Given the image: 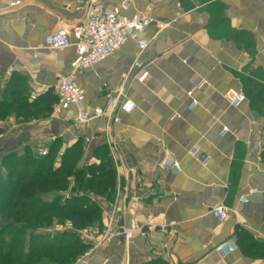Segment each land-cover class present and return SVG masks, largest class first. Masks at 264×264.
<instances>
[{
	"label": "crops",
	"instance_id": "crops-1",
	"mask_svg": "<svg viewBox=\"0 0 264 264\" xmlns=\"http://www.w3.org/2000/svg\"><path fill=\"white\" fill-rule=\"evenodd\" d=\"M85 1L0 0V101L5 94L15 101L12 114L0 120V170L4 158L17 163L49 152L59 167V150L78 142L85 150L92 136L80 166L99 165L103 152L110 153L108 143L114 146L123 162L116 166V197L110 204L99 200L97 245L81 237L90 249L75 264H264V150L257 146L264 143V119L244 83L264 86V0H131L125 16L153 22L77 79L90 110L107 109L112 97L132 100L136 108L117 111L119 123L102 117L78 127L75 106L57 110L59 103L49 100L58 96L57 75L72 73L77 51L47 49L44 42L55 29L81 21L84 12L77 8ZM142 40L150 45L140 53ZM136 61L147 65L144 82L132 72ZM32 82L44 88L36 101L29 98ZM231 90L247 101L233 107L226 99ZM166 155L180 167L161 169ZM56 195L42 198L51 202ZM221 204L228 209L224 221L213 211ZM119 221L127 227L175 221L176 234H136L126 245L102 240ZM57 227L44 231H72L71 225Z\"/></svg>",
	"mask_w": 264,
	"mask_h": 264
},
{
	"label": "trees",
	"instance_id": "trees-1",
	"mask_svg": "<svg viewBox=\"0 0 264 264\" xmlns=\"http://www.w3.org/2000/svg\"><path fill=\"white\" fill-rule=\"evenodd\" d=\"M244 83L248 86L246 93L252 108L264 119V86L256 84L252 89L251 80ZM8 95H3L0 101V120L12 114L15 101L9 100ZM49 100L50 105L60 102L59 96L51 94ZM3 134L4 130L0 129V136ZM84 152L78 142L64 152L59 167L54 166V152L43 158H20L17 163L2 159L0 264H75L90 249L80 234L89 226L102 227L104 207L99 200L108 204L115 200L117 171L108 151L103 152L99 165L80 166ZM31 168L41 170L30 175ZM4 169L5 175L2 174ZM70 187L71 198L62 200L60 192ZM49 193L57 195L51 202H45L42 195ZM53 218H57L61 225L69 221L72 231L58 232L52 237L42 232L43 229H31L48 225Z\"/></svg>",
	"mask_w": 264,
	"mask_h": 264
},
{
	"label": "built area",
	"instance_id": "built-area-1",
	"mask_svg": "<svg viewBox=\"0 0 264 264\" xmlns=\"http://www.w3.org/2000/svg\"><path fill=\"white\" fill-rule=\"evenodd\" d=\"M131 4V0H122L119 5H108L101 0H87L78 6L79 11L84 12V18L70 26H61L55 29L52 33L46 36L44 47L52 50H63L74 47L77 51L76 59L71 63L72 73L69 75L59 73L57 75L56 90L59 96L60 102L56 109L67 110L71 106H75L77 109V115L74 118L75 126L82 127L89 122L102 117H107L112 122H120V119L116 116L117 111L121 110L124 114H129L136 108V103L132 100H120L119 97H112L108 102V108H94L93 110L85 107L87 100L86 92L78 82L77 74L91 69L97 66L102 61L119 51L133 36L134 32L143 30L147 25L153 22L152 19L135 15L133 18H127L123 11L127 9ZM172 23L164 24L163 27H170ZM150 45L149 41H140L138 48L140 53L144 52ZM147 65L140 61L132 66V72L139 82H144L148 77L149 72L146 69ZM13 71V70H12ZM131 72V74H132ZM30 100L36 101L44 91L43 86L38 82H32L30 84ZM193 93L189 96L192 97ZM226 99L233 107L241 106L247 97L243 92L229 91L226 94ZM193 103H196L194 101ZM227 130V129H226ZM95 137H89L86 139L88 145V151L93 143ZM109 137L107 136V143ZM110 155L114 160L117 167L119 164H123L119 158V153L115 150L111 143ZM258 147H262L264 150V143L257 142ZM87 151V150H86ZM39 153L42 156H46L48 151L44 148L39 149ZM64 152L60 154L63 157ZM167 156V155H166ZM159 167L161 169L179 168V163L167 156L161 161ZM62 196L69 198L71 192H62ZM214 214L220 221H224L228 216V209L224 205L216 206ZM177 222H159L144 225H138L136 222L132 227H127L124 222L119 221L115 230L106 229L103 233L102 240H110L117 238L121 244H128L136 234L146 235L152 231H159L166 235H175ZM99 230L95 226H89L81 232V237L92 241L94 244L98 242L96 236ZM237 237L232 241H228L216 249L220 252L229 246L231 243L236 242ZM101 243V242H100ZM99 243V244H100ZM97 245V244H96ZM83 258L79 259L81 262Z\"/></svg>",
	"mask_w": 264,
	"mask_h": 264
},
{
	"label": "rangeland",
	"instance_id": "rangeland-1",
	"mask_svg": "<svg viewBox=\"0 0 264 264\" xmlns=\"http://www.w3.org/2000/svg\"><path fill=\"white\" fill-rule=\"evenodd\" d=\"M253 89V88H252ZM30 97V96H29ZM11 113V112H10ZM86 150H87V152H88V145H85V153H86ZM62 153V151H58L57 152V154H58V158H61V156H60V154ZM82 160V159H81ZM81 160H80V163H79V165L81 164L82 165V163H81ZM115 166H116V164H115ZM72 187V186H71ZM71 187L69 188V190H64L63 192H70L71 191ZM60 195H62V194H60ZM62 197V200L64 199V197L63 196H61ZM2 219V218H1ZM59 225H61L60 224V222H59V220L57 219V218H53V220H52V222L50 223V224H48V225H44V226H34V227H31V229H34V228H40V229H43V230H47V229H53V228H58L57 226H59ZM65 225H68V226H70L71 225V223L69 222V221H66V224ZM43 232H45V231H43ZM51 232V231H50ZM51 236L52 235H55V234H50ZM53 237V236H52ZM7 238H9V235H7Z\"/></svg>",
	"mask_w": 264,
	"mask_h": 264
}]
</instances>
